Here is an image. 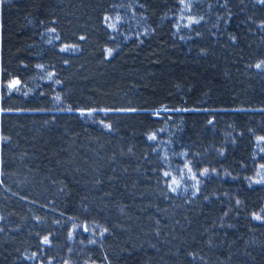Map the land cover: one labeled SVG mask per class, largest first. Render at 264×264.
I'll return each mask as SVG.
<instances>
[{"label":"trees","instance_id":"1","mask_svg":"<svg viewBox=\"0 0 264 264\" xmlns=\"http://www.w3.org/2000/svg\"><path fill=\"white\" fill-rule=\"evenodd\" d=\"M262 24L258 0H4L0 264H264Z\"/></svg>","mask_w":264,"mask_h":264},{"label":"snow or ice","instance_id":"2","mask_svg":"<svg viewBox=\"0 0 264 264\" xmlns=\"http://www.w3.org/2000/svg\"><path fill=\"white\" fill-rule=\"evenodd\" d=\"M258 2L260 4H264V0H258ZM3 3H4V0H0V6H2ZM104 19H105L106 22H108L107 23V27L112 28L113 30H117L115 24L111 23V20H112L111 17H105ZM116 20L118 21L119 20V17H116ZM192 23H199V21L198 20H194V19L189 20V25L192 24ZM189 25H185V26H189ZM260 28L261 29H264V24L260 25ZM178 30H179V28H178ZM81 39H83V37H81ZM60 50L61 51H70V50L74 51L75 49L74 48L70 49L69 46L65 45ZM106 54L108 56H111L112 50L111 49H107L106 50ZM37 67H39L41 69V71H43V66L42 65H37ZM254 67L256 69L260 70L261 72H264V61H261L260 63L255 64ZM49 79H51V74L49 75ZM54 82L57 83V84L59 83L58 80L57 81H54ZM4 89L9 90V92H11V91H21V89H22V83H21L20 79H18V78H11V79H8L6 82L5 81H0V91H3ZM54 99H55V102L56 103H61L62 102L61 101V98L59 96L55 97ZM67 110L68 111H72L71 108H69ZM175 110L176 111H179L180 109H175ZM3 111H5V109L2 108V107H0V112H3ZM94 111L95 110H90L86 114L88 116H91ZM100 111H104L107 114V110H105V109H100ZM161 111H168V109H161ZM81 115H85V113L84 112H81ZM104 126L106 128H108L109 130L111 128V125H104ZM148 138L150 140H153L154 141V140H156V135L153 133ZM256 140H257V145L258 146L259 145H264V135L256 137ZM260 151L261 152H264V147H261L260 148ZM190 163H191L190 161L187 162L185 164V168L187 169L188 173L191 174L189 176V178L192 179V180H195L196 183H197V186H198L199 181L197 179V175H196V173H194L192 171V167L190 166ZM260 169L261 170H264V163L260 164ZM208 174H209V170L207 168H204L203 171L199 173L200 176H206ZM163 175L167 178V177H170L171 176V173L165 171L163 173ZM256 175L258 177H260V179L256 180L255 183H262V184H264V175H261V172H259V171L256 173ZM179 188H180V182L177 181L175 177H172L171 178V182L169 184L170 191H172V192L175 193V192H177V190ZM236 203H237V205H239L240 204V201L237 200ZM261 212L264 213V209H261ZM253 219H255L257 221H260L261 223H264V216H262L261 214L254 213L253 214ZM80 227H83V230L84 231H86V232L88 231V227L86 225H84V226L74 225L73 226V231L78 230ZM105 232H107V229H104L100 233V235L103 236ZM69 235H70V238H71V233ZM42 242L44 244H50V241H49L48 237H44ZM92 242L95 243V241H92ZM32 258H35V254H33V257Z\"/></svg>","mask_w":264,"mask_h":264}]
</instances>
